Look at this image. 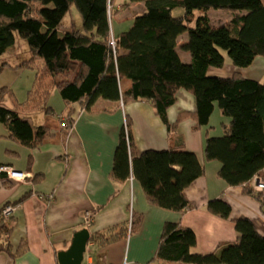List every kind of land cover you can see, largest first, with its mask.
<instances>
[{
    "label": "trees",
    "instance_id": "trees-1",
    "mask_svg": "<svg viewBox=\"0 0 264 264\" xmlns=\"http://www.w3.org/2000/svg\"><path fill=\"white\" fill-rule=\"evenodd\" d=\"M112 2L0 0V57L14 44L15 35L26 41L29 52L28 59L14 65L2 61L0 72L7 66L36 69L32 86L22 100L12 87H0V123L7 129V137L30 148L40 145L50 134L48 127L31 124L22 113L53 114L47 101L54 88L67 107L62 122L68 127L73 123V104L90 111L98 99L118 105L149 102L166 126L169 148L135 153L126 117L114 151L111 176L124 181L132 175L149 202L182 212L192 207L184 189L203 175L204 166L194 152L185 149L182 138L173 133L185 117L194 121V129L207 125L217 103L229 122L222 123L221 135H208L205 139V159L220 163L217 176L228 186L240 187L245 194L259 197L250 182L255 176L264 179V75L255 80L239 72L218 76L208 71L222 67L225 54L239 69L249 67L257 56L264 57V3L129 0L142 3V8L132 16L129 28L115 37L108 10ZM72 3L81 15L82 30L59 32L61 19ZM209 9L227 10L233 16L226 25L214 26L207 13ZM184 34L186 38L180 47L190 54L188 71L176 64L173 54ZM179 89L194 96L195 110L181 112L170 123L167 109L175 103ZM6 100L11 107L5 104ZM0 180L3 186L13 181L5 172H0ZM7 204L14 205L5 203L0 210ZM206 208L221 218H228L231 212L230 205L221 199L209 200ZM89 212L94 218L95 212ZM8 218L0 216V251L11 254ZM139 223L140 216L133 214L128 226L91 232L87 249L89 244L103 246L126 233H134ZM233 225L237 234L234 241L216 251L201 253L193 250L196 238L192 231L177 222H165L154 258L183 264H264V234L244 216L234 218ZM24 250L23 245L19 252Z\"/></svg>",
    "mask_w": 264,
    "mask_h": 264
},
{
    "label": "crops",
    "instance_id": "crops-1",
    "mask_svg": "<svg viewBox=\"0 0 264 264\" xmlns=\"http://www.w3.org/2000/svg\"><path fill=\"white\" fill-rule=\"evenodd\" d=\"M127 4L130 8L141 4L142 8V3ZM207 13L214 26L226 25L233 16L231 12L224 16L214 9ZM212 13L219 15L216 24ZM112 33L116 34L114 30ZM185 38V34L179 38L173 54L176 64L188 71L190 54L180 47ZM6 70L14 69L5 68L0 74ZM208 72L218 76L239 72L245 78L261 80L264 57L257 56L249 67L239 69L225 54L224 65L211 67ZM7 79L0 80V87L12 85L13 82ZM48 102L54 106L49 98ZM116 105L98 99L91 110L86 111L73 104L70 127L62 122L67 107L60 114L55 110L52 115L41 111L22 113L31 124H43L50 131L36 148L8 138L6 127L0 123V163L28 173L24 181L13 180L9 186H3L0 180V207L5 203L15 206L10 218L6 219L10 228L7 240L11 254L0 251V264H58L56 253L67 249L73 234L85 228L83 213L93 209L90 233L109 228L118 230V227L130 224L133 214L140 216V223L136 232L126 233L106 245L90 244L82 264L88 260L94 264H183L154 258L165 222H177L192 231L196 238L193 250L201 253L216 251L235 240L234 218L251 219L257 230L264 234L261 199L255 194H245L240 187L228 186L217 176L220 163L207 161L204 156L207 136L223 132L217 129L216 117L219 116L222 123H228L227 116L219 110V113L211 114L207 125L198 129L193 128L194 121L190 117L183 118L176 126L173 134L182 138L185 149L194 152L204 166L203 175L184 189V196L192 207L180 212L149 202L141 184L132 175L124 181L112 178L113 155L126 117L130 121L135 153L170 146L166 126L149 102L130 101ZM194 110V96L179 89L175 103L167 109V119L173 123L181 112ZM216 110L214 107L213 112H218ZM211 199H221L230 205L228 218L207 210L206 205ZM23 245L25 250L21 253L19 249Z\"/></svg>",
    "mask_w": 264,
    "mask_h": 264
},
{
    "label": "rangeland",
    "instance_id": "rangeland-1",
    "mask_svg": "<svg viewBox=\"0 0 264 264\" xmlns=\"http://www.w3.org/2000/svg\"><path fill=\"white\" fill-rule=\"evenodd\" d=\"M112 1H113L112 2L113 4L109 3L108 10L110 11L109 14L111 17L112 32L114 30L116 34H113V35L116 37L118 32L129 28L132 22V16L136 14V12L141 8V4H135L130 8L127 4L129 0H112ZM117 5L120 6V10L117 9L118 7ZM111 10H112V13H111ZM178 10L179 9H175V12ZM215 10L223 13L224 16H227L228 15L227 13H230L227 10L214 9V11ZM211 16H212L213 23L216 24L215 21H217V18L219 15H215L212 13ZM120 18H123V20H119ZM70 29L82 30V18L76 6L74 5V3H72L69 6L67 11L63 15L58 31L65 32L66 30H70ZM112 43H114V41H112ZM28 58H29V52L27 49L26 41L20 36L15 35L14 44L8 47L7 50L3 53V55L0 57V63L2 61H8L10 62V64L14 65ZM6 68H9V66H7ZM12 69L14 70H6L2 72V74H0V80L2 78L7 77L8 78L7 80L9 82H13L12 85H10V87H12V89L15 91L16 96L22 100L23 98H25L27 90H29L32 86V82L34 81L33 79L35 78V74H36V69L29 68V67H26V68L12 67ZM20 70L21 72H19ZM49 99L54 104V106L51 105L50 102H48L47 104L51 107L53 106L52 108L56 111V113L60 114L62 111L65 110L66 106L57 88L52 89ZM5 104L11 107V102L9 100H6ZM214 107H216L217 109L216 111L218 112L212 111V113L213 114L219 113V108H218L217 103L214 104ZM221 120L222 119H220L219 116L216 117L215 124L217 126V129H221L222 131L223 121ZM22 172L25 173V171H22ZM25 178H27V176ZM24 180L25 179H22L21 181H24ZM258 195H259V198L261 199V202L264 205V200L262 199L261 194L259 193ZM90 211L95 212V209L90 210ZM92 220H94V218H92ZM87 251L88 249L86 250L84 256L87 254Z\"/></svg>",
    "mask_w": 264,
    "mask_h": 264
},
{
    "label": "built area",
    "instance_id": "built-area-1",
    "mask_svg": "<svg viewBox=\"0 0 264 264\" xmlns=\"http://www.w3.org/2000/svg\"><path fill=\"white\" fill-rule=\"evenodd\" d=\"M0 172H5L8 176V178L12 180H18L21 181L22 179H25L26 176H28V173H23L20 170H16L8 165H1L0 166ZM250 186L252 189L261 194L262 199L264 200V179L260 176H255L252 178L250 182ZM14 211V205L7 204L2 207L0 210V216L1 217H9L12 215ZM93 222L91 218V214L89 211H85L83 214V224L85 227L89 226ZM85 264H93L90 260L86 261Z\"/></svg>",
    "mask_w": 264,
    "mask_h": 264
},
{
    "label": "water",
    "instance_id": "water-1",
    "mask_svg": "<svg viewBox=\"0 0 264 264\" xmlns=\"http://www.w3.org/2000/svg\"><path fill=\"white\" fill-rule=\"evenodd\" d=\"M90 236L87 228L77 230L68 248L56 253L58 264H82Z\"/></svg>",
    "mask_w": 264,
    "mask_h": 264
},
{
    "label": "clouds",
    "instance_id": "clouds-1",
    "mask_svg": "<svg viewBox=\"0 0 264 264\" xmlns=\"http://www.w3.org/2000/svg\"><path fill=\"white\" fill-rule=\"evenodd\" d=\"M194 107V106H193Z\"/></svg>",
    "mask_w": 264,
    "mask_h": 264
}]
</instances>
